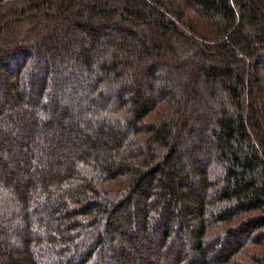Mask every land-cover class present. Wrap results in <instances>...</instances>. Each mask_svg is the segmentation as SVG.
<instances>
[{
	"label": "trees",
	"instance_id": "16d2710c",
	"mask_svg": "<svg viewBox=\"0 0 264 264\" xmlns=\"http://www.w3.org/2000/svg\"><path fill=\"white\" fill-rule=\"evenodd\" d=\"M0 264H264V0H0Z\"/></svg>",
	"mask_w": 264,
	"mask_h": 264
}]
</instances>
